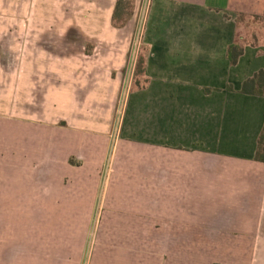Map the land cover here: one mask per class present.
I'll use <instances>...</instances> for the list:
<instances>
[{"label": "crops", "instance_id": "obj_1", "mask_svg": "<svg viewBox=\"0 0 264 264\" xmlns=\"http://www.w3.org/2000/svg\"><path fill=\"white\" fill-rule=\"evenodd\" d=\"M91 1L111 24L118 0ZM132 1L136 19L145 0ZM150 10L133 61L135 73L145 55V73L128 93L112 159L106 136L119 91L110 75L127 66L134 33H101L118 48L101 51L103 63H91L94 53L69 63L46 92L43 39L13 49L0 37V57L41 59H21L14 81L0 65V146L13 148L0 186L40 217L30 264H264V96L241 92L264 69V41L246 45L236 65L228 58L239 14L263 15L264 0H148L146 18ZM96 69L107 74L91 81Z\"/></svg>", "mask_w": 264, "mask_h": 264}, {"label": "rangeland", "instance_id": "obj_2", "mask_svg": "<svg viewBox=\"0 0 264 264\" xmlns=\"http://www.w3.org/2000/svg\"><path fill=\"white\" fill-rule=\"evenodd\" d=\"M93 1L91 0H0V21L5 19L6 25L0 26L5 30H0V37H10L12 41L13 49L16 46H20V41L27 44V47H39L41 45V39H43L44 55L42 57V63L44 67V83L46 92L50 84L55 80L61 83L67 78L66 67L69 63L83 64V60L90 61L89 53H94L92 58V64L103 63L101 51H105L106 48H118L116 42L108 44L110 41L100 39L101 33L109 31H117V29L125 28V32H132L133 39L130 45V55L127 66L123 69L122 73L108 72L112 83L116 84L118 89L117 104L115 108V114L113 119V126L110 132L107 134V143L111 146V156L114 153V148L117 143L118 133L121 126L122 116L126 105L128 93L131 88L136 87L135 79H133V61L139 48H144V40L142 35L148 28H151V10L146 18L148 10V0H145L142 6L138 10L136 19H132L135 15V6L132 8V14H129V21L125 26L117 27L111 24L108 19H104V9L91 6ZM114 16V15H113ZM115 28H111V27ZM8 27V28H7ZM123 30V29H122ZM121 31V30H118ZM238 32L245 38L244 43L246 45L254 44L258 40L264 41V21L254 20L252 16L245 17L239 24ZM40 43V44H39ZM18 44V45H17ZM95 50H97L95 52ZM31 61L37 58V61H41L40 57H29ZM26 57H19L13 55H5L0 57V65L6 66L9 76H19L17 71L21 59ZM59 66V72H52L49 70L51 67ZM90 66V65H89ZM93 66V65H92ZM88 72L93 79L99 80L100 77H105L106 72L96 69ZM4 73H0V86L4 85L2 78ZM89 79V78H88ZM90 81V80H89ZM90 81V82H91ZM88 88L91 92L97 90L94 83ZM47 85H49L47 87ZM87 89V88H86ZM53 89H51L52 91ZM54 90H57L54 88ZM31 89H29V104L28 108L35 106L34 94L31 95ZM34 93V92H33ZM95 93H93L94 95ZM67 91L63 93L65 100L69 98ZM83 97V95H81ZM95 97V96H93ZM46 98V97H45ZM56 96H52L51 103L54 105ZM57 100V99H56ZM45 106V103H44ZM93 106V104H92ZM105 106V105H104ZM94 107V106H93ZM90 110H96L95 108ZM98 107V106H95ZM62 122V120H61ZM67 123L64 121L62 124ZM114 147V148H113ZM13 148L8 144L5 147L3 144L0 146V163L8 161V157L13 153ZM112 167L110 161L103 168L102 173L109 176ZM29 174V172L27 171ZM10 185L1 184L0 186V264H24L22 256L28 257V263L34 261L36 256V249L34 246L30 247L32 241H36L35 224L40 217L34 214V206L29 205V200L26 198H19L18 195L15 198V194H9ZM33 211V212H32ZM51 222V217H44V228L48 229L51 225L46 222ZM50 224V223H49ZM31 227L33 230L30 232ZM61 238V237H60ZM63 239V238H62ZM51 240V238H48ZM23 261V262H22ZM45 264H56L52 262H45ZM84 264V263H83Z\"/></svg>", "mask_w": 264, "mask_h": 264}, {"label": "trees", "instance_id": "obj_3", "mask_svg": "<svg viewBox=\"0 0 264 264\" xmlns=\"http://www.w3.org/2000/svg\"><path fill=\"white\" fill-rule=\"evenodd\" d=\"M134 6V2L132 0H118L117 6L113 16V24L117 27H122L127 24L129 21V14H132V8ZM252 16L254 20L264 21L263 15H245L239 14L237 21L240 24L241 20L245 17ZM245 38L242 37L239 33L237 34L236 41L231 44L228 48V58L232 65H236L239 62L241 56H243L245 52ZM145 63L146 57L142 53L138 56L136 69L134 73L135 77V85L141 88V79L145 73ZM230 90H233V87H229ZM241 92L251 95H259L264 96V69L259 70L255 73L254 76L248 78L242 87ZM256 159L264 162V128L259 137L258 142V150ZM71 162H74L71 160ZM220 264V263H215Z\"/></svg>", "mask_w": 264, "mask_h": 264}]
</instances>
